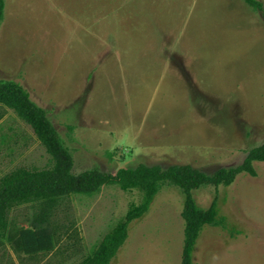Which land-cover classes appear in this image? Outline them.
I'll use <instances>...</instances> for the list:
<instances>
[{"label": "rangeland", "instance_id": "rangeland-1", "mask_svg": "<svg viewBox=\"0 0 264 264\" xmlns=\"http://www.w3.org/2000/svg\"><path fill=\"white\" fill-rule=\"evenodd\" d=\"M0 79L47 111L75 173L189 164L212 174L264 143V20L243 0H4ZM14 131L0 174L46 166L30 127L6 109L0 136ZM253 167L193 191L202 208L216 198L224 218L202 230L194 264H264V162ZM139 198L116 185L72 196L83 252ZM182 205L178 188L163 187L109 264H181ZM7 257L20 264L8 246Z\"/></svg>", "mask_w": 264, "mask_h": 264}, {"label": "trees", "instance_id": "trees-1", "mask_svg": "<svg viewBox=\"0 0 264 264\" xmlns=\"http://www.w3.org/2000/svg\"><path fill=\"white\" fill-rule=\"evenodd\" d=\"M264 20V5L260 0H243ZM4 15V0H0V25ZM12 110L30 127L35 138L49 155L42 168L17 165L0 177V264H15L7 257V246L20 264H40L56 258L52 264H109L128 236L129 224L142 217L155 195L163 187H176L183 195V247L181 264H194L193 251L206 226H223L217 199L206 208L198 206L193 191L202 186L230 185L242 172L256 175L253 163L264 162V143L250 148L242 162L233 167H219L212 174L189 164H138L120 167L115 173L97 168L73 172L70 149L28 90L12 79H0V121ZM19 133L0 136V145L12 152L9 143L16 144ZM22 135V134H20ZM19 135V136H20ZM13 138L15 139H12ZM23 139H26L23 136ZM116 185L122 191L136 190L137 203H130L125 214L86 252L71 214L74 195L96 196L103 186ZM15 211H19L16 213ZM24 220L25 225L19 224Z\"/></svg>", "mask_w": 264, "mask_h": 264}, {"label": "crops", "instance_id": "crops-1", "mask_svg": "<svg viewBox=\"0 0 264 264\" xmlns=\"http://www.w3.org/2000/svg\"><path fill=\"white\" fill-rule=\"evenodd\" d=\"M8 171H9V170H8ZM8 171H6V172H8ZM6 172H4V173L0 174V177H1L3 174H5Z\"/></svg>", "mask_w": 264, "mask_h": 264}]
</instances>
